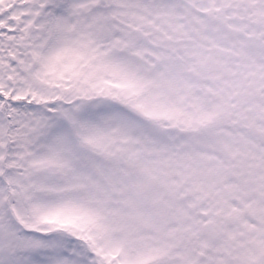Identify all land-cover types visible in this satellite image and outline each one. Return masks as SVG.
Wrapping results in <instances>:
<instances>
[{
  "label": "snow or ice",
  "instance_id": "obj_1",
  "mask_svg": "<svg viewBox=\"0 0 264 264\" xmlns=\"http://www.w3.org/2000/svg\"><path fill=\"white\" fill-rule=\"evenodd\" d=\"M0 264H264V0H0Z\"/></svg>",
  "mask_w": 264,
  "mask_h": 264
}]
</instances>
